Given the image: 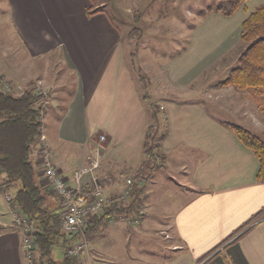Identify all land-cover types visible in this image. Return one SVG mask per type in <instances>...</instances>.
<instances>
[{"label":"crops","instance_id":"obj_1","mask_svg":"<svg viewBox=\"0 0 264 264\" xmlns=\"http://www.w3.org/2000/svg\"><path fill=\"white\" fill-rule=\"evenodd\" d=\"M104 1L5 0V16L16 46H4L0 38V76L17 88H28L35 81L50 88L46 115L48 122L57 126V136L54 142L47 143L42 134L53 165L69 182L74 171L85 164L93 142L98 136L105 137L98 175L105 189L112 186L111 193L107 189L112 196L120 191V173L132 174L144 159L151 114L143 87L126 65V38L119 26L105 9L87 13L104 6ZM244 11L240 25L251 12L247 7ZM236 15L237 12L226 19L232 20ZM205 20L201 25L197 20L190 26L186 22L180 25L178 38L189 46L178 58L184 60L185 72H191V81L196 80L205 60L203 69L222 57L226 49L223 45L232 43L231 25L221 23L216 30H206ZM54 55L53 68L64 65L74 78V92L66 97L54 85L56 71H50L46 62ZM33 70L39 73L34 76ZM170 91L166 87L150 93L159 98L157 103L166 124L161 143L165 156L162 168L180 174L182 179L176 185L181 192L169 198L173 204L168 208L172 212L169 222L158 224L167 230L154 228L149 218L156 214L154 204H160L161 197L156 203H147L146 185L142 208L145 212L139 226L131 229L116 221L107 233L96 237L98 246L91 249L89 242L90 261L82 257L81 261L264 264V182L256 179L257 158L224 126L229 122L215 115L222 114L216 109L215 100L223 89L212 93L204 89L205 94L194 93L192 100L170 95ZM40 173L36 168L37 183L44 190ZM44 191L51 207L61 215L63 208L58 198ZM2 203L6 212L0 209V264H28L22 250V233L12 224L3 194Z\"/></svg>","mask_w":264,"mask_h":264},{"label":"rangeland","instance_id":"obj_2","mask_svg":"<svg viewBox=\"0 0 264 264\" xmlns=\"http://www.w3.org/2000/svg\"><path fill=\"white\" fill-rule=\"evenodd\" d=\"M226 1L229 0H105L104 6L98 8L99 10L105 9L112 18V21L119 26L121 34L126 38V43L124 44L126 65L138 82V85L142 86L145 90H143L142 93L147 98L148 111L151 114L150 126H152V128L150 132L147 131L149 136H152L156 130L158 131L157 137L162 135L166 127L163 117L160 114L161 107H159L157 103L159 98L150 94L152 89L160 90L162 88L166 89L167 87V89L171 90L169 92L170 95L175 94L184 97V100H192L193 97L191 98L190 96L194 95V93H199L201 95L205 94L204 89H210L211 93L213 91H220L222 88H217L216 84L224 80L228 73L237 65V59L246 47L240 40V20L243 16L242 11L245 10V7H247V10L252 11L256 7L263 5L264 0H240L241 6L236 11L237 15L232 20H228L226 17L224 18L223 15L211 12V8L214 5ZM7 9L8 6L5 0H0V38L2 39V45L14 47L16 45L13 42L12 36H10V23L5 16ZM244 13L246 12L244 11ZM204 19H206V30H212L211 28L217 29L221 23H228L231 25L232 43L227 44V46L223 45L226 49L222 57L216 60L214 64L203 69L207 62L205 60L202 65L203 67L200 66L196 80L193 79L191 81V72H185V62L178 58L189 46L187 43H181L180 38H178L182 30L180 25L186 22L187 25L190 26L194 24L195 20L201 25ZM54 59L55 55L50 56V58L46 59V62L50 64V71H56L57 76L54 85L60 91V94L66 97L74 92V78L64 65H58L56 66L57 68H53ZM20 70H23V68L21 67ZM38 73L39 71L37 70L32 71L34 76ZM48 79L50 80L49 77ZM3 80L7 89L10 90L8 94L14 97L22 96L26 89H33L38 95L42 93L44 98L39 104L42 132L46 135L47 143L54 142V138L57 136V126L54 122L51 123L50 121L49 123L46 115L51 99L50 88L39 81H35L28 88H17L7 79L3 78ZM56 83L58 85H56ZM181 84H184L186 88H180L183 86ZM148 85L151 87L148 88ZM211 89L214 90L211 91ZM230 89L232 88L223 89V92H221L222 94L215 100L216 109L222 112V114L215 113L216 117L222 121L242 126L255 134H260L264 129L263 114L251 101H249L244 93L236 92L235 90V92H232L233 89ZM199 100L201 101V99ZM239 123H242V125ZM42 147L39 137L37 151L33 157L37 169H41L40 162L38 161L42 153ZM111 170H109L110 173ZM112 175L114 174L112 173ZM130 175L131 174L120 173L117 177L119 186H122L125 179L130 177ZM179 176L180 174L178 175V173L175 172L170 173L168 169L161 167L153 171L151 177L147 180V203H150L151 200L152 203H156L155 201H157L158 197H161L160 204H154L156 206L154 208L156 214L150 215L149 217L154 223V228L166 229L165 227H158V224L163 225L169 222V218L172 216V212L168 208H171L173 204L169 202V198L175 197L181 192V189L176 186L180 184L182 180ZM45 184V178L42 176L41 185L43 186ZM108 188V191L111 193L112 186L107 187V189ZM47 193L52 194L50 192ZM0 195H2V193H0ZM3 197L11 220H13V215H18L19 213L10 206L12 196L3 194ZM0 209L6 212L3 203L0 205ZM141 210L145 212L144 209ZM151 216L153 218H151ZM121 218L123 220L125 219L124 217ZM128 218L132 217L130 216ZM149 218H147V221H149ZM123 220L121 222L127 224L131 229H136L140 224V222L132 223L131 221L125 223ZM109 226L110 225H107L104 233L109 231ZM0 230H2V228H0ZM98 241L99 240L96 238L90 241L91 249L99 245ZM89 249L88 243L87 248H85L83 254L80 256L82 259H87V261L90 259ZM53 255L55 260L61 259V251L59 249H55Z\"/></svg>","mask_w":264,"mask_h":264},{"label":"trees","instance_id":"obj_3","mask_svg":"<svg viewBox=\"0 0 264 264\" xmlns=\"http://www.w3.org/2000/svg\"><path fill=\"white\" fill-rule=\"evenodd\" d=\"M240 6V0H229L214 5L211 12L231 17ZM98 11L88 10L87 13L92 15ZM240 40L246 47L239 55L237 65L216 87L244 93L264 116V4L249 12L241 23ZM3 81L0 76V193L12 196L11 208L35 229L32 264H81L66 253L78 236L61 231L59 210L51 207L48 195L36 179L37 167L33 157L42 134L39 104L43 97L33 89H26L20 97L5 94L1 91ZM224 126L257 158L259 167L256 179L264 182V129L260 134H255L238 125L224 123ZM151 128L148 127L147 131L150 132ZM148 132L144 139V159L130 175L142 176L145 179L144 187L132 192L126 206L114 201L101 213L89 217L84 227L88 243L106 230L110 217L128 218L143 208L147 180L153 171L163 167L165 161L161 143L166 133L157 137V130L152 136ZM143 217L144 214L139 222ZM55 249L61 251L60 260L54 258Z\"/></svg>","mask_w":264,"mask_h":264},{"label":"built area","instance_id":"obj_4","mask_svg":"<svg viewBox=\"0 0 264 264\" xmlns=\"http://www.w3.org/2000/svg\"><path fill=\"white\" fill-rule=\"evenodd\" d=\"M1 91L5 94L10 92L4 83H2ZM39 95L43 97L42 93ZM104 140V136H98L97 140L93 142L94 146L85 164L73 173L72 179L69 182L60 175L53 165L45 138L43 134L40 136V143L43 147L38 162H40V171L46 183L43 185V188L55 195L61 202L63 212L61 214L60 229L65 234L78 236L76 243L68 247L66 253L67 256L77 259L81 264L83 262L80 256L88 245L84 236L86 220L93 215L101 213L104 208L109 207L114 201L126 206L132 192L144 187L145 179L142 176H130L125 179L119 192L112 196L108 193L98 175V171L102 165V143ZM143 214L144 212L142 210H137L131 216L132 218H125L123 220L121 217H110L107 225L114 224L117 220H123L125 223L130 221L132 223H139L140 217ZM18 215H13L12 222L22 233L21 244L24 258L28 264H32L34 259L33 233L35 229L27 223L26 219L20 213Z\"/></svg>","mask_w":264,"mask_h":264}]
</instances>
